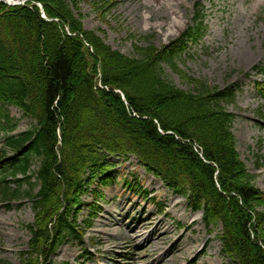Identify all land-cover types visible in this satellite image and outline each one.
<instances>
[{"label": "trees", "instance_id": "trees-1", "mask_svg": "<svg viewBox=\"0 0 264 264\" xmlns=\"http://www.w3.org/2000/svg\"><path fill=\"white\" fill-rule=\"evenodd\" d=\"M26 1V6L12 8L0 3V105L16 107L35 125L10 135L16 124L0 108V118L8 120L5 149L13 152L6 157L0 149V164L18 184L17 189L6 186L4 199L32 201L35 253H49L68 239L80 240L85 233L78 225L81 196L107 177V155L134 154L169 189L188 194L195 209L204 208L208 222L222 223L225 249L239 264H264V251L252 239L254 205L263 198L237 159L229 131L232 117L219 105L224 93L208 94L211 90L202 84L195 95L177 90L160 68L162 62L171 64L173 51L163 57L152 46L135 47L132 58L111 51L82 29L70 10L72 0ZM33 2L60 23L42 20ZM103 5L114 6L108 1ZM64 24L74 37L64 32ZM78 35L94 56H87ZM98 63L108 91L94 89ZM113 89L124 94L128 107ZM154 119L174 135H161ZM175 136L202 146L206 161L218 169L221 191L214 183L215 169ZM33 160L39 161L34 183L29 175ZM22 182L27 190H21ZM89 208L86 227L95 209Z\"/></svg>", "mask_w": 264, "mask_h": 264}, {"label": "rangeland", "instance_id": "rangeland-1", "mask_svg": "<svg viewBox=\"0 0 264 264\" xmlns=\"http://www.w3.org/2000/svg\"><path fill=\"white\" fill-rule=\"evenodd\" d=\"M105 1L72 0L73 14L85 30L94 32L112 51L129 57L134 54L133 47L140 46L142 38H148L149 44L157 49L176 41L191 26L196 4H203L204 21L208 26L205 39L198 46L187 47L177 73L167 67L164 73L184 91H190L191 87L181 73L204 81L211 88L241 89L242 85L235 103L227 109L239 117L233 131L240 159L248 171L256 175L255 185L264 192V99L254 94L251 79L247 78L255 65L264 64V28L255 20L264 10V0H177L172 2L168 13L164 12L167 6H161L171 0L159 6L154 4L155 0H116L114 8L104 6ZM7 110L11 117H19L16 110ZM28 127L25 119L19 121L20 131ZM259 160L263 163L257 164ZM116 171L117 181L125 177L133 188L154 191L153 198L163 204L165 214L156 216L155 205L124 190L123 182L113 185L105 190L106 199L100 203L102 212L88 232L94 238V245L89 248L91 259L82 261L78 247L63 246L51 257L49 264H156L162 254L167 258L162 264H189L196 252L188 250L171 256L170 247L175 241V246H179L177 238L180 236L185 245L195 241L198 251L208 239L205 254L196 257L192 264H230L218 255L216 235L211 240L199 220L191 224L197 217L184 210L182 200L171 196L134 162L123 163ZM128 173L131 176H127ZM10 206L0 201V264H21V253L27 250L29 240L27 225L32 222L33 215L28 203ZM85 215L83 212V217ZM160 220L164 224L160 230L155 229ZM167 227L171 234L156 241ZM152 230L153 236L149 235ZM144 239L148 241L143 243ZM129 253L132 256L127 261Z\"/></svg>", "mask_w": 264, "mask_h": 264}, {"label": "bare ground", "instance_id": "bare-ground-1", "mask_svg": "<svg viewBox=\"0 0 264 264\" xmlns=\"http://www.w3.org/2000/svg\"><path fill=\"white\" fill-rule=\"evenodd\" d=\"M166 1L168 2L169 0H155L154 4L156 6H159V4H161L162 2H166ZM172 2H177V0H171V1H169V3L161 6V7H166L167 6V8H166V10H164V12L168 13V11L171 9ZM154 16H157L156 13H154ZM169 20H170V22H172V19H169ZM0 223H2V222L0 221ZM158 225H161V222H159ZM169 232H170V228H167L162 235L164 236L165 234H167ZM195 244L196 243H192V244H189V245L180 244L179 245V249H174V247L172 249H173L174 254H177V255L185 253L186 251H188L190 249H193V251L196 252L197 250L195 249ZM197 256H198V253L196 254V257ZM210 264H215V263L211 262Z\"/></svg>", "mask_w": 264, "mask_h": 264}]
</instances>
